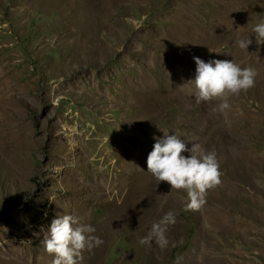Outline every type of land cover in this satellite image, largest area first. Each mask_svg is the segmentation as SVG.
I'll list each match as a JSON object with an SVG mask.
<instances>
[{"label":"rangeland","instance_id":"rangeland-1","mask_svg":"<svg viewBox=\"0 0 264 264\" xmlns=\"http://www.w3.org/2000/svg\"><path fill=\"white\" fill-rule=\"evenodd\" d=\"M261 22L264 0H0V264H52L43 240L66 214L103 240L80 264H264ZM193 56L252 67L255 86L224 111L197 103ZM164 133L215 152L221 184L143 221ZM170 210L168 246L142 245Z\"/></svg>","mask_w":264,"mask_h":264},{"label":"clouds","instance_id":"clouds-1","mask_svg":"<svg viewBox=\"0 0 264 264\" xmlns=\"http://www.w3.org/2000/svg\"><path fill=\"white\" fill-rule=\"evenodd\" d=\"M252 31L264 41V22L254 26ZM251 39L240 40L239 47L247 50ZM196 64L193 95L197 103L221 101V111L230 108L228 98L246 92L255 86L256 71L252 67L242 68L232 60H209L205 62L193 56ZM156 141L147 157V171L159 182H167L171 189L187 193L186 208L198 210L206 203L207 191L221 184L222 173L215 152H206L199 144L191 147L177 134L154 137ZM187 153L188 155H184ZM176 223V213L172 210L154 222L140 243L151 246L152 242L166 248L169 240L166 232ZM96 228L91 224H81L79 218L60 215L52 220L45 235L44 250L53 257L52 264H80L85 251L91 252L103 244L94 235Z\"/></svg>","mask_w":264,"mask_h":264},{"label":"bare ground","instance_id":"bare-ground-1","mask_svg":"<svg viewBox=\"0 0 264 264\" xmlns=\"http://www.w3.org/2000/svg\"><path fill=\"white\" fill-rule=\"evenodd\" d=\"M206 112H208V109L206 110ZM144 173H145V176H144L145 182L142 185L143 186V196H147L149 199L145 197L146 207L144 209H142L141 211H143V212L141 213V211H140V213L143 214V216L141 217V219L143 221H147V220L149 221V219H151V217L153 218V216H152L153 212H152V214H150L149 212H146L145 210L152 208V207L155 208L157 206V204L159 205L161 200H163L166 203H173V199H171L169 196H179L180 190L171 189V186L167 182L157 181L151 175V173H149L147 171V169ZM139 215L137 217H139ZM210 216H212V215H210ZM210 216L205 218L206 222H210V221L214 220V218H212ZM114 218H117V216H115Z\"/></svg>","mask_w":264,"mask_h":264}]
</instances>
